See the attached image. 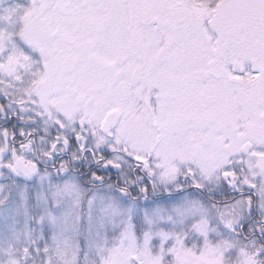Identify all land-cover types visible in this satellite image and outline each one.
<instances>
[{
  "label": "snow or ice",
  "instance_id": "6c2138e0",
  "mask_svg": "<svg viewBox=\"0 0 264 264\" xmlns=\"http://www.w3.org/2000/svg\"><path fill=\"white\" fill-rule=\"evenodd\" d=\"M0 264H264V0H0Z\"/></svg>",
  "mask_w": 264,
  "mask_h": 264
}]
</instances>
